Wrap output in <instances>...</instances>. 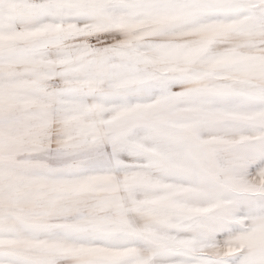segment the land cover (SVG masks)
<instances>
[{
  "label": "snow or ice",
  "instance_id": "1",
  "mask_svg": "<svg viewBox=\"0 0 264 264\" xmlns=\"http://www.w3.org/2000/svg\"><path fill=\"white\" fill-rule=\"evenodd\" d=\"M0 264H264V0H0Z\"/></svg>",
  "mask_w": 264,
  "mask_h": 264
}]
</instances>
